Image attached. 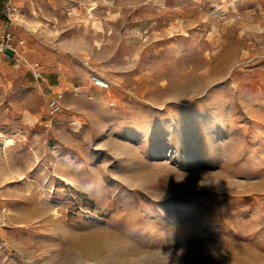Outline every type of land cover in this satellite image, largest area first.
<instances>
[{
	"label": "rangeland",
	"instance_id": "374dc122",
	"mask_svg": "<svg viewBox=\"0 0 264 264\" xmlns=\"http://www.w3.org/2000/svg\"><path fill=\"white\" fill-rule=\"evenodd\" d=\"M23 12L26 61L0 59V264H264V0Z\"/></svg>",
	"mask_w": 264,
	"mask_h": 264
},
{
	"label": "built area",
	"instance_id": "2783aa9c",
	"mask_svg": "<svg viewBox=\"0 0 264 264\" xmlns=\"http://www.w3.org/2000/svg\"><path fill=\"white\" fill-rule=\"evenodd\" d=\"M24 12L15 0H0V59L7 57L18 61H26L21 47L16 43L14 26L24 21ZM28 66L36 79L43 77V65L40 61L28 62ZM90 81L100 88H109L110 83L100 74L92 73ZM76 90L78 87L75 88ZM62 92H59L49 102L51 112L61 108Z\"/></svg>",
	"mask_w": 264,
	"mask_h": 264
},
{
	"label": "crops",
	"instance_id": "0c3cea01",
	"mask_svg": "<svg viewBox=\"0 0 264 264\" xmlns=\"http://www.w3.org/2000/svg\"><path fill=\"white\" fill-rule=\"evenodd\" d=\"M16 3L22 7V9H24V6L27 5L28 1L29 0H15ZM31 1V0H30ZM25 16V15H24ZM30 69V68H29ZM45 70L43 68V77L41 78V80H44V74H45ZM32 73V72H31ZM37 81L40 80V79H36Z\"/></svg>",
	"mask_w": 264,
	"mask_h": 264
}]
</instances>
